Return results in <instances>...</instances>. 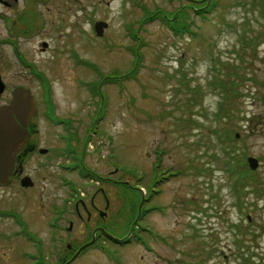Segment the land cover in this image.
Here are the masks:
<instances>
[{"label":"rangeland","instance_id":"rangeland-1","mask_svg":"<svg viewBox=\"0 0 264 264\" xmlns=\"http://www.w3.org/2000/svg\"><path fill=\"white\" fill-rule=\"evenodd\" d=\"M209 1L0 0V73L6 85L0 106L15 87L29 89L39 112L38 118L33 117L38 139L49 150L28 163L26 173L50 184L43 206L31 201L22 204L24 217L35 222L36 207L44 212V220L49 216L47 200H55L56 193L52 181H76L78 187L84 183L71 170H59V162L68 164L55 157L63 146L59 134L65 126L46 119L49 105L57 117L73 120L79 137L86 136L85 143L89 139L86 164L97 173L122 177L134 186L136 181H151L157 157L161 161L157 171H166L163 194L155 203L167 208L143 223L155 234H145L148 245L136 242L119 247L109 242L118 263L107 249L98 248L86 251L73 264H264V15L259 8L264 0H216L213 7ZM194 8L210 11L199 16ZM180 11L191 20L196 36H177L165 25L175 19L171 14ZM96 21L108 24L102 37L95 34ZM251 38L261 43L260 56L253 54L250 45L247 48L246 40ZM142 42L137 79L127 81L123 89L104 85L105 104L99 103V97L92 98L95 85L89 86L91 91L86 85L101 74L130 71L138 64L133 62V51L136 58ZM28 65H35L47 78L43 76L48 103L43 81ZM242 78L238 91H224L216 83L231 86ZM98 106L101 113L106 109L100 123L94 118ZM236 134L239 140L234 145ZM248 157L257 158L260 167L251 173L252 184L239 200L234 192L239 170L232 176L229 169ZM168 169H182L183 174L171 176ZM146 184L141 186L147 188ZM68 192L61 188L60 199ZM112 198L111 226L119 225L113 230L123 235L130 231V220L122 218L120 211L125 203L114 192ZM128 200L125 217L136 203L132 193ZM34 225L48 237L46 228ZM234 225L243 228L239 231ZM0 229L15 226L0 220ZM68 235L63 230V238ZM72 237L84 238L77 222ZM65 244L63 240V252ZM4 251L0 264H18L14 253L10 257L1 245L0 252Z\"/></svg>","mask_w":264,"mask_h":264},{"label":"flooded vegetation","instance_id":"flooded-vegetation-1","mask_svg":"<svg viewBox=\"0 0 264 264\" xmlns=\"http://www.w3.org/2000/svg\"><path fill=\"white\" fill-rule=\"evenodd\" d=\"M250 40L256 42V45L252 43L250 46V49H253V54L260 56L261 43L257 42L254 38ZM262 84L264 85V82ZM14 90L11 93L10 99L2 102L1 105L8 104L11 101ZM2 98L5 97L3 96ZM2 98L0 99L2 100ZM48 111L50 113L49 109ZM98 112L97 110L94 118H97L100 123L104 119L106 111L101 117ZM49 113L47 112L46 114V119L49 122L53 121L52 123L54 125L65 126H61L62 133L59 134L63 146L57 150L55 157L65 159L66 162L68 161V164L63 165L62 161L59 162V170L62 168L64 170H71V173L77 174L80 179L84 180L82 181L84 183L81 187H78L75 184L77 183L76 181H54V184L52 181V189L56 190V193L53 194V199L55 200H47L49 201V216L44 220V212L41 208L36 207V214L34 213L33 215L35 222L24 217L23 212L20 210L22 204L31 201L32 204L38 205L37 203H39L40 206H43L44 204L42 202L45 200L44 196L50 184L46 181H37L33 178V175L26 173L30 160L49 153L48 149L41 146V140L38 139L37 135L39 132L37 130L38 125L32 119L27 127L28 137L26 143L17 155L13 173L9 181L5 182V184L0 183V220L2 223L5 220H10L15 226L14 230L2 231L0 229V246L3 245L5 249L8 248V254L14 253L13 258L18 264L20 262L25 264H73L81 257L85 250L88 251L98 248L108 250L111 237L117 239L119 241L117 245L121 247L136 242L147 246L148 238L145 237V234L151 235L153 230L150 226H146L143 223L153 213H163L166 210L163 204L155 203L157 197L163 194V186L167 178L165 176L166 171L160 172L156 169L158 163L161 162L159 158L152 165L153 177L151 181H136L134 186L131 181H124L122 177H109L97 173L86 164V150H84L86 136L84 139L83 137H79L81 136L80 132L74 123L70 121L71 119L66 120L56 117L53 120V115ZM69 125L70 129H68ZM93 133H95L94 130ZM236 136L239 137V134H236ZM99 149L100 147L98 145L97 151ZM69 167L70 169H68ZM180 170V173L183 174L182 169ZM116 171L118 172V170ZM58 175L61 177L62 174L59 173ZM27 177L31 181H23ZM144 182H147V188L141 186ZM63 187L68 188L69 192L64 198L60 199L61 195L58 193ZM113 192L116 199L121 198L124 200L125 204H122L121 209H119L121 214L123 213L122 218H125L127 221L133 216L135 208L132 207L130 209L131 215L125 217L127 214L126 204L129 201L128 198L131 193L134 195L136 212L132 224L136 223V225L132 233L131 226L129 229L130 233L127 232L123 235H116V232L113 231V229L116 230L119 228V225L111 226L114 220L110 222V216H115L111 212L113 210L111 209L113 206ZM56 196H59V199L55 198ZM64 222H68L69 226H64ZM76 222L80 224V228H82L84 233V238L81 241L72 237L73 227ZM33 223L36 226L38 224L41 225L44 230L46 228L49 232L48 237L42 235ZM63 230L69 234L66 238L62 236ZM63 240L64 244L66 243L65 252L62 251ZM75 245H78V248ZM24 246L27 248H24ZM84 246L86 248L77 254L79 249ZM148 249L150 250L149 247ZM5 252H0L1 263L5 260L4 256L7 254ZM10 257L12 256L10 255Z\"/></svg>","mask_w":264,"mask_h":264},{"label":"water","instance_id":"water-1","mask_svg":"<svg viewBox=\"0 0 264 264\" xmlns=\"http://www.w3.org/2000/svg\"><path fill=\"white\" fill-rule=\"evenodd\" d=\"M107 28L105 22H97L95 30L99 37ZM47 46L46 43L43 44ZM6 85L0 74V96L5 91ZM38 115V110L30 90L17 87L13 92V99L8 105L0 107V183L9 181L15 167L17 154L26 143L28 132L22 126L28 127L33 117ZM250 168L257 170L259 162L255 158L248 159ZM23 181H31L29 177Z\"/></svg>","mask_w":264,"mask_h":264},{"label":"trees","instance_id":"trees-1","mask_svg":"<svg viewBox=\"0 0 264 264\" xmlns=\"http://www.w3.org/2000/svg\"><path fill=\"white\" fill-rule=\"evenodd\" d=\"M212 2H213V0H212ZM262 6V15H264V4H262L261 5ZM183 12V11H182ZM182 12L180 11V12H178V13H174V14H171L172 16H171V18H175V19H173V20H171V23L172 22H174V24L173 25H168L167 24V26L169 27H171L172 28V26H176L178 29H180V31H181V33L183 34L184 32H189V33H194V32H192V30H191V26L187 23V22H190L189 21V18H188V16H186L185 14H182ZM178 19H183V21L181 22V21H178ZM176 33H177V31H176ZM246 43H247V46L248 45H250V43H251V41H249V42H247L246 41ZM19 54V56L21 57V59H23L22 58V55H21V53H18ZM138 58H140L141 59V55H139V53H138ZM240 58L242 59V60H244V57L243 56H241L240 55ZM32 68H34L33 66H32ZM132 74H135V72H133ZM233 74V73H232ZM235 75H237L238 76V78H241V76L239 75V73H238V69H236V71H235ZM231 76V73H229V77ZM242 80H243V78L240 80V81H238V82H236V83H234L233 85L231 84V86H229L227 83H225V82H217L216 81V83H218V86L219 87H222V89L224 90V91H230L231 89H233L232 91H238V88H239V85L242 83ZM43 82H44V84L47 86V81H46V79H44L43 80ZM45 86V87H46ZM48 88V87H47ZM49 89V88H48ZM96 93V92H95ZM97 95H100V93L99 94H97ZM87 137L88 138H90V136H89V134H87ZM87 138V139H88ZM88 141H89V139L87 140V142L85 143V146H84V150H86L87 149V143H88ZM235 156V155H234ZM235 157H237V156H235ZM242 166H241V165ZM239 165H237L236 164V166H234L233 167V169H236V170H240V173H241V176L238 178V181H235V190H234V192H235V194H236V196H237V198L239 199V200H241V198H240V195L241 194H244L245 193V191H244V189L245 188H248V187H250L249 185L250 184H252V181H249L250 180V175H251V172H250V170L247 168V165H246V163H244V165H243V161L240 163ZM233 169H230V170H233ZM252 188V187H251ZM237 227V229L239 230V231H241L240 230V227L241 226H236ZM114 231V230H113ZM248 231H250V230H248V229H246L245 230V232L246 233H248ZM117 234V233H116ZM111 241H112V238H111ZM75 246H77V248H78V245H75ZM87 250H85L84 251V253L86 252ZM108 254H109V252H110V250L109 251H106ZM111 255L112 256H114V257H111ZM110 257L111 258H113V260H115V261H119L118 260V257L115 255V254H113V253H110ZM245 259H247L246 257H245Z\"/></svg>","mask_w":264,"mask_h":264},{"label":"bare ground","instance_id":"bare-ground-1","mask_svg":"<svg viewBox=\"0 0 264 264\" xmlns=\"http://www.w3.org/2000/svg\"><path fill=\"white\" fill-rule=\"evenodd\" d=\"M125 76V74L124 73H120L119 75H118V79H120V78H123ZM263 103H264V98H263ZM98 111H99V113H101V109L99 110L98 109ZM70 121H72L73 122V120H70ZM18 122V121H17ZM19 123V122H18ZM238 140H239V137H237V136H235V142H234V145H236L237 144V142H238ZM164 151H167V150H164ZM165 154H166V152H164ZM243 153L245 154L246 152L245 151H243ZM12 173H13V170H12ZM11 173V174H12ZM4 184H5V182H4ZM135 225H136V223H135ZM139 229V228H138ZM94 248H96V247H94ZM109 249V248H108ZM110 250V249H109ZM84 254V252L82 253V255Z\"/></svg>","mask_w":264,"mask_h":264}]
</instances>
